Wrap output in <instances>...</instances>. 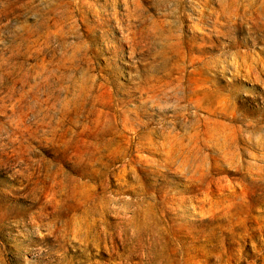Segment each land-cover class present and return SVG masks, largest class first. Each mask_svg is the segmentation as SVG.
<instances>
[{
    "label": "bare ground",
    "instance_id": "obj_1",
    "mask_svg": "<svg viewBox=\"0 0 264 264\" xmlns=\"http://www.w3.org/2000/svg\"><path fill=\"white\" fill-rule=\"evenodd\" d=\"M18 1L0 0V38L6 31L12 38L0 49V163L20 166L17 171L46 196V208L58 206L56 188L67 186L63 163L73 171L82 172L85 165V174L105 176L92 185L97 190L116 186L91 193L78 217L67 213L65 218L66 213L56 209L51 228L56 227L50 232L56 237L99 245L127 236L147 243L159 264H201L180 242L185 223L176 222L179 211L172 212L158 197L152 202L145 178L161 167L186 177L189 183L183 190H201V204L193 206L194 212L212 220L221 213L227 220L233 208L246 201L247 188L243 181H215L214 162L236 165L264 182V125L246 130L219 122L213 102L197 96L182 58H177L191 37L180 32L176 21L168 24L174 41L155 49L158 23L145 18L150 21L145 25L144 12H138L136 4L132 8L131 0H47L44 11L40 4L33 10L34 22L13 21ZM170 1L175 18L193 10L202 21L212 18L214 29L224 25L223 18L264 28V0ZM123 4L127 12L118 10ZM114 19L121 33L110 48L114 56L127 44L131 53L151 54L162 63L140 74L127 98L117 96L110 78L117 74L116 67L96 66L91 55L97 50L92 40L109 37ZM69 33L88 38L71 52L61 50L59 41ZM22 57L39 61L27 64ZM76 68L79 76L72 75ZM150 109L164 116L157 118L159 113ZM218 109L236 116L226 104ZM36 141L55 150V162L30 156ZM115 209L121 217L117 225L106 220ZM219 258V264H243Z\"/></svg>",
    "mask_w": 264,
    "mask_h": 264
},
{
    "label": "rangeland",
    "instance_id": "obj_2",
    "mask_svg": "<svg viewBox=\"0 0 264 264\" xmlns=\"http://www.w3.org/2000/svg\"><path fill=\"white\" fill-rule=\"evenodd\" d=\"M18 2L19 9L12 15L13 21L24 19L34 22L36 15L33 10L36 6L40 4L44 11L48 5L47 0ZM135 4L138 12H144L142 19L145 25L150 24L145 18L158 23L156 30L160 36H156L152 44L155 49L157 45L161 47L174 41L168 35L171 34L169 20L176 21L173 23L179 26L180 32L183 30L191 37L177 58H182L188 81L195 86L197 96L213 102L216 109L214 116L219 122L241 125L246 130L264 125V28H251L244 23H234L223 18L226 21L220 22L224 25L214 29L212 18L202 21L193 10L186 11L182 19L175 18L170 15V0H131L129 3L132 8H135ZM127 8L128 5L123 4L118 10L127 12ZM110 24L112 32L109 37L92 40L97 50L91 55L95 58L96 66L116 67L117 74L112 73L110 78L117 88V96L127 98L131 87L138 85L139 75L149 73V67L162 63L161 59H155L151 54L144 56L131 53L127 44L114 56L110 48L116 44L121 33L115 19ZM87 38L69 33L60 39V49L71 52L79 46L80 41ZM10 39L9 33L4 32L0 38V49H4ZM152 52L156 55V52ZM20 59L32 65L39 61L37 58ZM72 75L79 76L80 69L73 70ZM225 104L230 110H235L236 116L220 112L218 108ZM150 111L159 113L157 109ZM172 113L168 111L167 114ZM162 116L159 113L157 118ZM55 154L48 143L36 141L30 156L36 160L55 162ZM54 165L58 167L56 163ZM113 166L110 165L106 172ZM81 167L82 172H77L71 169L69 163H63L67 171V186L63 190L59 186L56 188L58 192L54 204L58 206L49 205L46 208V196L41 190L33 189L26 175L17 171L20 166L6 167V164L0 163V264H159L152 256L148 244L135 238L123 236L122 240V237L117 236L113 241L109 239L99 245H87L71 236L64 240L50 233L56 227L54 225L51 228V222L57 217L56 209L60 207L58 210L66 213L65 218H68L67 213L71 217H78L84 201L91 193L97 191L102 194L110 188H116L115 185L110 187L107 184L105 188L95 189L92 185L98 184L105 176L85 174L88 168L85 165ZM212 178L232 183L243 181L247 188L246 201L235 206L227 220L222 218L221 213H217L218 219L212 220L194 212L193 206L201 204V190H183V184L189 183L184 176L169 174L161 167L146 177L145 183L151 188L149 196L152 202L158 197L165 200L166 208L172 212L179 211L178 215L171 214L178 216L175 217L176 222L185 223L179 233L180 242L185 249L191 250L201 264H219L221 255L223 259L232 257L233 262L264 264V182L246 169L224 162H214ZM227 192L230 193L227 190L225 194ZM223 196L216 195V199ZM106 220L117 225L121 220L117 209Z\"/></svg>",
    "mask_w": 264,
    "mask_h": 264
}]
</instances>
